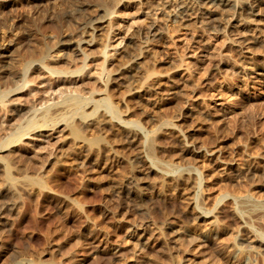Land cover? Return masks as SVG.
Instances as JSON below:
<instances>
[{
  "label": "rangeland",
  "instance_id": "1",
  "mask_svg": "<svg viewBox=\"0 0 264 264\" xmlns=\"http://www.w3.org/2000/svg\"><path fill=\"white\" fill-rule=\"evenodd\" d=\"M180 3L191 15L181 17ZM197 8L194 0H0L2 90L30 58L45 56L52 68L76 70L86 57L75 42L94 32L93 42L82 46L88 75L54 74V95L107 96L128 121L119 127L102 109L87 108L94 113L83 122L71 118L72 128L25 135L0 153V264H264V77L244 66L264 67V32L225 26L227 6ZM254 10L237 14L263 19L264 0ZM208 15L215 25L202 29ZM153 22L177 51L166 38L146 47ZM192 39L211 41L213 48L200 58L191 52L198 50ZM184 51L193 55L184 70L194 71L198 85H182L173 70ZM136 53L139 66L127 72ZM146 70L147 83L131 93L128 81L140 84ZM28 75L35 80L30 88L7 96L26 110L33 95L46 100L50 94L44 92L47 71L35 65ZM2 109L1 138L25 121L17 115L5 126L10 115ZM161 120L172 125L159 128ZM132 166L140 193L128 196L117 186ZM189 168L195 177H175ZM161 177L158 194L147 183ZM211 218L227 232L220 239ZM209 232L220 242L198 247V236Z\"/></svg>",
  "mask_w": 264,
  "mask_h": 264
},
{
  "label": "bare ground",
  "instance_id": "2",
  "mask_svg": "<svg viewBox=\"0 0 264 264\" xmlns=\"http://www.w3.org/2000/svg\"><path fill=\"white\" fill-rule=\"evenodd\" d=\"M260 2H262V0H194V3H196V5L198 7L197 10H196L197 13H199L198 11H203L204 12V11H207V10H210L212 8H216V7H219V6H222V5L223 6H227L228 9L231 10V16H230L231 18H228L227 24L225 26H229V25H231L233 23H234V25L237 24V25L242 26V27H248L250 25H255L256 27H258V30H261L262 32H264V18L263 19L260 18L257 21L252 22V21H249L247 18L240 17L237 14V12H238L237 10L240 9V8L241 9L254 10L255 8L260 7ZM179 7L181 9V17L182 18L185 17V16L191 15V13H188L186 11V6L184 4L180 3ZM256 10H254V11H256ZM103 11H105L107 15L109 14L107 8L104 9ZM263 16H264V14H263ZM96 22H102L103 23V22H106V20L101 21V19L100 20L98 19ZM96 22L95 21L91 22V25L95 24ZM214 22H215V19L213 17H211L210 15H208L206 17H203L202 20H201L202 29L203 28H208L209 26H214L215 25ZM95 28H96V26L93 29H95ZM146 31H147L146 32L147 33V40H146V47L147 48L149 46L153 45L154 42H156L158 40V38H166L168 49L173 50V51H177L176 43H171L170 38L166 35V33L163 30L160 22L151 23L146 28ZM94 35H95L94 32H92V33L88 32L86 37L81 38V39H79L78 41L75 42V46L77 47V50L80 53H83L85 55L86 59H87L88 56L84 53V50H83L82 46H83V44H90L91 42H93ZM194 39H192V40H194ZM63 41L65 43L67 40H63ZM194 41H195V43H198L196 46H194V47H196L195 49H198V50H196V52H194V48H193V50L191 52H193V55L196 54V56L198 55L200 58L202 56L203 57L207 56L209 54L208 52H210V50L213 48V45L211 44V41L209 42V41L203 40V39H196ZM122 42H123V39L118 41L117 45H120ZM109 45L110 44L104 46V55H105L104 59L105 60H108L111 57V54H108L109 50H107ZM117 45H116V48H117ZM189 46L190 45H188V47ZM116 52L117 51H115L114 53H116ZM193 55L190 54V52H188V51H186V52L184 51L183 54L179 55L180 56V58H179L180 60H179L178 65H176L175 69L173 68L174 72L179 74V79L178 80L180 81V83L182 85H184V84L185 85H189V84L190 85H196L197 84L196 83L197 82V79H196L197 77L195 76L196 74L193 73L194 71L187 72V71L184 70L185 67L187 69L190 67L189 61H187V57H192ZM44 57H42V58L40 57V61L38 59V62L36 60H34V59L32 60L31 58H30L31 60L30 59L26 60L24 66H23V69L20 68V69H22V71L19 70L21 72L17 75V77L13 78L12 81L10 80L11 84L8 83V85L10 84V89H9V87H7L8 90L5 91V90H2V88L6 89L5 87H2V85H1L2 88L0 87L1 88L0 89V109H2V107H3L4 113L3 112L2 113L5 114V116L10 115V116H8L6 118L7 123L4 122L5 126L8 125V121H10L11 118L13 119L17 115H25V121H23V123H19V124L15 125V127H12V129L10 131H9V129H8V131H5L6 132V134H5L6 137H3V136H2V138L0 137L1 138L0 139V153L2 151L6 150V149H9L12 146L20 144L18 142L19 141L21 142L25 135H29V134L31 135V134H36V133L40 132L39 135L43 134L44 136H49L52 133V131L53 132H57V131L62 130V129H58V128H60V126L64 125V124H65V126H69V127L72 128L71 118H76L77 117L79 120H82V122H83L84 120H86L89 117V114L92 111H96L98 109H102L104 112H107L106 114L108 116H110V119L115 121V123H117V125L119 124L120 125L119 127H121V126L124 127V125H126L128 123V121H126V119L121 117V113H119L120 111H118V108H116L115 105H113V103H112L113 101L111 102L110 99L107 96H104V97L102 96V98H100V99H97V98L95 99L94 96L93 97L92 96L83 97L84 95L81 96L82 94L80 95L78 93H75V94H72V95H67L64 92L65 90L64 91L60 90V94L56 93L54 95V92L56 90L58 91L59 88L55 89L53 87L55 82H56V81H53V75L54 74H60V73L63 74L64 73V75L66 74L68 76H72L74 74H77V76L78 75L79 76H82V75H86L87 76L88 74L86 73V71L88 70L87 69L88 63H87L86 59H85V61L82 62V65L80 67L76 68V70L75 69L74 70H69V69L68 70H65V69L64 70L63 69L62 70L61 69L58 70L55 67L52 68V66L51 67L48 66L49 64L47 65L46 64L47 62L44 63L45 61L42 60ZM140 57L141 56L138 53L131 55L129 61L124 66L125 67L124 70H126L127 72H130L131 70H133L135 68H138ZM35 65H39L40 68H43V70H45V71H47V73H49L48 77L50 78V80L46 84L45 91H44L46 93L50 92V94H48V98L46 100L39 99L38 97H34V95H33L34 93H33L32 94L33 95L32 96L33 97L32 98L33 99V102H32L33 105H32L31 108L29 107L30 109H28V110L22 109V108H20V106L19 107L16 106L15 103L11 104V101H9L10 102L9 103L7 101L8 100L7 96H9L11 94H14V93H19V92L21 93L24 90L25 87H27V86L29 87L30 86L29 83L31 81H35L33 78H30L29 75H28L29 71L32 70V68ZM244 66H247V67H249L251 69H255V73H256L257 77H259V78H263L264 77L263 76L264 75V72H263L264 71L263 70L264 67L263 68L255 67L256 65H254V61H252V62L251 61H246ZM191 67H193V66H191ZM102 70L101 71L104 72L105 71V67L102 66ZM149 77H150V71L146 70L144 72V75L142 77L143 79L140 82V84H136L132 80L128 81L129 91L131 93L139 91L145 85V83H147V80L149 79ZM257 77H256V79H257ZM108 80H109V78H108ZM260 80L258 79V82ZM252 81H253V79H252ZM8 85H6V86H8ZM28 92H31V90L28 91ZM196 92H197L196 88H193V101L198 99V97H197L198 95H197ZM90 95H92V94H90ZM10 98L11 97H9V100H10ZM193 101L191 102V104H193ZM19 103H17V105H20ZM9 105H12L13 107L10 108ZM87 108H92L91 112L87 111L86 110ZM6 109H7V112L5 111ZM9 111L12 114H9ZM93 113H91V115ZM179 114H180V112H179ZM161 121L159 123H161ZM132 123H133L132 125H134V126L137 125V122L132 121ZM129 124H131V123L129 122ZM170 125H172V123L169 120H165V121L163 120L161 125L158 124L159 128H161L160 126H162V127L165 126L166 127V126H170ZM135 128H137V127H135ZM42 132H44V133H42ZM73 132H74V129H73ZM133 133L137 134V132H135V131ZM75 136H76V138L77 137L80 138L82 135L80 136L79 133H77V134H75ZM78 140H80V139H78ZM81 140H83L82 137H81ZM90 140H91L90 143H92L93 141H95L97 139L93 138V139H90ZM96 144L98 146V143H96ZM3 155L0 154V160H2L1 158L4 157ZM3 165H4V163H3ZM132 167H131L132 169H130L131 170L130 174L121 181V184H119L117 186V188L119 190L127 192L128 196H130L129 195L130 193H133V194L134 193H138V192L140 193V183L137 180V171L138 170L136 171V168L134 169V166H132ZM5 168L6 167H4V169ZM151 168H152V166L150 168H148V170L151 169ZM166 169H167V167H166ZM6 170H7V168H6ZM7 172L10 173L11 171L8 170ZM195 172H194L193 168H189V169H186V170L178 172V175H176L175 177L178 180L179 179H181V180L182 179H187V178L195 177ZM7 176H8V173H7ZM9 176H11V175L9 174ZM163 177H161V178H159L157 180L155 179L156 181L154 183H151L149 181V183H147V185H149V186L152 185L154 190H156V193L162 194L163 191H164V189H163V184H164V180L163 179L164 178ZM9 178H11V177H9ZM145 184H146V182H145ZM200 216L201 217H204V216L207 217V214L204 213L203 211H200L199 217ZM209 222H210L211 225L215 226V228L217 229V232H216L217 237L218 236H222V235L224 236V234L227 233L220 226V224H219L217 219L211 218ZM167 226H168V229L173 230L172 229L173 228L172 220H170V221L168 220L167 221ZM146 237L147 236H145V238ZM149 237L150 236H148V238ZM214 237H213L212 234H210V232H209V234L198 236V243H197L198 247H201L203 245V243H206L208 241L214 240V241L217 242V239L218 238L220 239V237H218L215 240ZM221 238L223 239V237H221ZM219 239H218V241L220 242ZM148 240H151V239H148ZM148 240H147V242H148ZM151 242L152 241H150V243ZM145 246H147V245H145ZM170 264H172V263H170ZM178 264H187V263H178Z\"/></svg>",
  "mask_w": 264,
  "mask_h": 264
}]
</instances>
